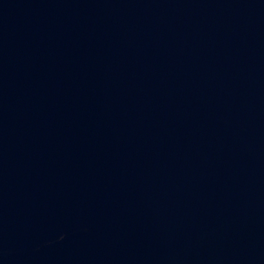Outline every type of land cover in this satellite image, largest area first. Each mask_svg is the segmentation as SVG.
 <instances>
[{"label":"water","instance_id":"obj_1","mask_svg":"<svg viewBox=\"0 0 264 264\" xmlns=\"http://www.w3.org/2000/svg\"><path fill=\"white\" fill-rule=\"evenodd\" d=\"M0 264H264V0H0Z\"/></svg>","mask_w":264,"mask_h":264}]
</instances>
